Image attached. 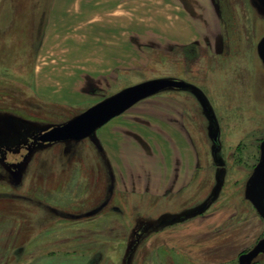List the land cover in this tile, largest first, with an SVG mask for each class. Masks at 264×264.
Masks as SVG:
<instances>
[{
  "label": "rangeland",
  "instance_id": "374dc122",
  "mask_svg": "<svg viewBox=\"0 0 264 264\" xmlns=\"http://www.w3.org/2000/svg\"><path fill=\"white\" fill-rule=\"evenodd\" d=\"M125 1L135 7V0L116 5ZM157 1L158 25L147 16L142 29L131 21L126 30L112 26L108 47H67L56 39L64 31L46 30L53 0H0V118L49 128L140 83L168 78L192 85L130 109L149 117L158 138L145 145L149 161L122 178H114L96 134L42 144L18 180L0 177V264H264V252L249 259L264 241V218L248 196L264 145V62L258 53L264 0H217L220 15L213 8L201 11L197 0H174L175 19L187 18L191 35L183 26L168 30L171 11L166 0ZM215 37L225 40L223 48L213 47ZM72 54L79 55L76 62ZM64 56L68 62H61ZM53 58L59 62L51 66L64 64L78 74L74 108L35 92L37 67ZM95 59L102 60L100 68ZM58 82L56 77L53 89ZM61 90L67 93L60 86L57 96ZM166 114L176 119L162 124ZM124 144L128 151L143 149L131 136ZM180 174L183 186L177 185Z\"/></svg>",
  "mask_w": 264,
  "mask_h": 264
},
{
  "label": "crops",
  "instance_id": "0c3cea01",
  "mask_svg": "<svg viewBox=\"0 0 264 264\" xmlns=\"http://www.w3.org/2000/svg\"><path fill=\"white\" fill-rule=\"evenodd\" d=\"M150 1V3H146L148 5H145L146 9L149 8L150 10L145 9L144 11L146 12H144L142 11L144 7L143 0H135L134 8H131V5L129 7L126 6V1L124 3H119L118 5H116L118 3V0H53L49 11L46 13V30H55L56 32L64 31L61 34L56 33V39H58V42L61 45H66L67 47H108L111 45V42H107V40L110 39V31L113 29V27H117L116 30H126L127 22L131 21L130 24H135L133 29H142L141 25L144 21L143 19H145V17L147 16H150L151 24L158 25L156 23H159V14L154 10L158 8L157 6H154L158 4V1L156 4H154L153 0ZM166 2V7L169 8L171 11L170 13L166 12V18H168L166 21L168 25L167 29L171 32H174L176 29H179L180 26H183V30H186L188 32L190 31L191 35V24L188 19L183 16L180 20L175 19L174 0H166ZM137 4H139V6H137ZM127 9L131 10L130 12L132 13H129ZM128 13L134 14V16L128 17ZM81 31L85 32L83 37H81L78 33ZM78 56L79 55L72 54V56L70 57L71 59H75L76 62L78 60ZM64 58L65 59H61V62L65 63V61H69V56L68 59L66 56H64ZM55 59L53 58V60H51L50 62L45 61L39 67H37L35 71V92L37 93L38 97L44 100L49 99V102H53L56 105H60L64 108H74V105H72V103L75 102L78 97L80 98V96L78 94V87H74L72 81L73 79H77L78 74H76L75 70H72L71 72L66 70V66L62 63V67L51 66L53 64H58L59 61L57 62V60ZM94 61L100 68V66L102 65V60L97 61V59H95ZM73 67L77 68L76 66H72V68ZM103 72L104 71H102L101 74L97 73L100 79L103 78ZM56 77L59 79L60 82H58V87L53 89L51 83L56 80ZM94 77L96 78V76ZM64 79H67L69 81H67L65 85H61L62 81H66ZM60 86L66 89L67 92H64L62 94L61 90V97L56 95ZM95 89V87L94 90L91 88V91L95 92ZM141 103H143V101H141L132 108L135 109L136 107H139ZM129 112L130 109L121 116L110 121L107 125L101 128L97 134V139L102 145L106 161L111 166V169L114 173V177L116 178H122L123 176L127 175L129 169H131L132 167L135 168L136 166H139L140 161H149L148 156L150 155V153L146 151L145 145L152 142L156 143V139L158 138V136L156 137L152 134V132H150V127H148L150 125L147 123L148 121L146 120V118H149L148 116L145 117V115L138 112H133V114L130 112L131 114L129 116ZM152 116L153 117H151V119L154 118V115ZM72 117H74V115ZM13 118H15V116ZM160 119L165 122L162 124H168L169 121L173 122L176 118H171L169 120V116L167 118L166 114L161 116ZM17 120L20 121V119ZM25 120L26 119H21V121L24 122H31L29 120ZM169 125L173 128L172 123H170ZM164 127H167V125H165ZM152 135L156 138H154ZM128 136H131L135 142L139 143L140 148H143L144 150L142 149L140 152L138 151V149L133 151L126 150V148L124 147V142L126 137ZM181 145L182 143L180 144V147ZM183 145L186 146L185 149L187 150V153L190 154V156L193 155L194 158V151L190 150V145H186L184 143ZM154 157L155 159H159V156L157 155H155ZM26 165L27 163L21 170L22 174L26 170ZM147 166H149L147 168L152 169L157 165L155 164L154 166H150L148 163ZM141 167L143 168V166ZM154 169L158 170V167L153 168V170ZM167 174L168 175L166 176V179L163 182L166 186H168V184L170 183L169 170H167ZM156 175H159V171H157ZM185 180V174H180L177 179V185L183 186Z\"/></svg>",
  "mask_w": 264,
  "mask_h": 264
},
{
  "label": "water",
  "instance_id": "95a60500",
  "mask_svg": "<svg viewBox=\"0 0 264 264\" xmlns=\"http://www.w3.org/2000/svg\"><path fill=\"white\" fill-rule=\"evenodd\" d=\"M258 52L261 60L264 62V40L258 46ZM189 87L192 88L184 81L163 78L125 88L105 98L68 122L50 128L38 139L43 143L84 140L95 135L98 129L121 116L141 101L167 89H188ZM248 196L264 218V145L262 162L249 183ZM184 216L187 217L188 214ZM262 252H264V241L251 254L249 259H254Z\"/></svg>",
  "mask_w": 264,
  "mask_h": 264
},
{
  "label": "flooded vegetation",
  "instance_id": "af4514ba",
  "mask_svg": "<svg viewBox=\"0 0 264 264\" xmlns=\"http://www.w3.org/2000/svg\"><path fill=\"white\" fill-rule=\"evenodd\" d=\"M197 2L199 3V7L201 11L203 10L206 13H211L210 9L213 8L215 13L219 12V15H220V6H219L220 4L217 0H204V4L202 3L203 0L202 1L197 0ZM207 22H203V24L206 26V29H207ZM208 26H209V23H208ZM215 40L216 41L213 43V47L220 46L223 48L225 44L224 43L225 40L223 38L219 40L217 37H215ZM192 45L200 47V44L197 42H193ZM188 85L192 87L191 84H188ZM188 89L191 90L190 87ZM188 89H173V91L175 90L184 91ZM7 119L10 120L11 118L7 115L0 118V177H2L3 180L6 182H8L9 179L18 180L20 176L24 174V172L22 174V171H21L24 165L28 162L30 164L31 157L35 155L36 153H38L39 151L38 148L41 147L42 144L43 145L48 144V143H43L39 141L38 138L43 133H45L47 130L52 128V127L48 128L46 126H40L39 124H36L34 122L29 123V122H24L21 120L15 122L14 119H12L13 121H7ZM211 120L214 124L215 120L214 119H211ZM100 129H98L97 132H99ZM97 132H96V135H97ZM113 185L115 189L116 188L115 182ZM81 218L79 217L78 219H81Z\"/></svg>",
  "mask_w": 264,
  "mask_h": 264
}]
</instances>
